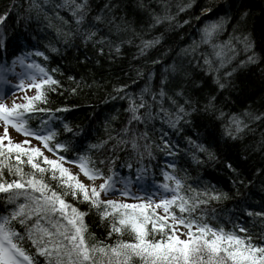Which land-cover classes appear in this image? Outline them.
Instances as JSON below:
<instances>
[{
  "label": "trees",
  "instance_id": "obj_1",
  "mask_svg": "<svg viewBox=\"0 0 264 264\" xmlns=\"http://www.w3.org/2000/svg\"><path fill=\"white\" fill-rule=\"evenodd\" d=\"M38 2L43 4V0ZM190 2L191 8L179 10ZM60 3L63 0H48L42 11H29L30 0H0V15L7 14L0 26L6 44V49L0 48V63L7 58L11 66V61L24 53L44 54L32 55L26 63L34 60L60 82L55 92H48V102L41 107L51 110L57 118L52 120V126L60 133L57 139L72 148L61 154L74 159L87 153L105 175L115 173L118 181L127 178L130 186L138 182L144 193H152L154 187L163 183V172H173L168 165L175 164L174 174L185 181L186 192L190 185L197 191L214 189L227 193V199L213 200L203 209L208 222L223 225L226 230L240 224L254 243H264V216L248 215L264 212V1L89 0V14L82 25L75 23L70 10L56 9ZM206 8L211 11L202 15ZM245 12L247 16L241 19ZM165 14L173 19L156 24L155 17ZM96 16L102 19L96 21ZM220 17L227 21L221 40H227L235 27L234 34L247 35L252 47L245 52L243 45L238 44V55L230 64L219 72H209L202 57L208 49L201 46L193 53L192 46L194 41L199 43L200 29ZM88 30L97 34L94 40L85 42L82 34ZM157 39L158 43L141 54L145 41ZM117 46L119 52L115 51ZM250 55H255L256 61L242 65ZM162 80L166 81L167 96L176 100L175 105L168 99L163 101L170 116L157 105L154 119L132 125L148 137L138 141V151H133L131 144L117 145L115 139L109 140V136H117L128 119L124 111L127 102L113 99L114 89L128 85L129 92L139 93L147 85L158 93ZM178 92L182 95L177 96ZM147 98L151 100V96ZM210 100L212 107L208 108ZM179 106L187 115L181 114L173 127L170 120H176ZM221 112L225 114L223 118ZM233 115L243 121L241 131L237 133L233 128V136H227L225 126ZM42 119L48 120L49 114L36 113L29 119V126L39 128ZM64 124L72 133L63 130ZM104 141L108 143L102 148L89 147ZM197 145H203L207 152L199 151ZM138 169L142 170L140 179ZM30 170L24 165L25 172ZM13 178L5 171V180L11 182ZM52 184L55 187V182ZM67 200L89 212L85 222L90 244L116 242V234L108 237L107 220L102 221L86 204L70 196ZM10 210L5 195L0 193V214ZM17 230L23 231L19 225ZM122 239L130 241L132 237L126 232ZM24 246L29 255H35L30 244ZM36 260L45 264L43 257ZM133 264L141 261L135 259Z\"/></svg>",
  "mask_w": 264,
  "mask_h": 264
},
{
  "label": "snow or ice",
  "instance_id": "obj_2",
  "mask_svg": "<svg viewBox=\"0 0 264 264\" xmlns=\"http://www.w3.org/2000/svg\"><path fill=\"white\" fill-rule=\"evenodd\" d=\"M47 4L48 0H43V4L38 0H30L28 10L42 11ZM191 7L190 2L179 10L183 12ZM55 8L70 10L75 23L82 25L89 14V0H63V3L55 5ZM210 11L211 9L206 8L202 15ZM244 16H247L246 12L241 19ZM6 19L7 14L0 15V26ZM94 19L100 21L102 18L96 16ZM172 19V16L165 14L156 16L155 22L160 24L164 21L170 22ZM226 23L224 17L207 22L200 29L199 43L193 42V53L201 46L208 49L202 53V57L209 72L213 70L219 72L226 64H230L238 55V44L243 45L245 52L252 47L247 35L234 34L237 30L235 27L227 40H221ZM96 34L88 30L82 35L85 42H88L94 40ZM158 42V39L145 41L141 54ZM0 48L6 49L2 33ZM119 50L117 46L115 51ZM32 55L44 56L42 52L24 53L16 56L11 61V66L7 58L0 63V82L9 84L6 74L19 66L23 69L15 72L19 84L12 87L35 90V95L23 97V103L13 102L9 107L0 102V122L4 126L3 135H0V193L5 195L6 205L11 206L7 214H0V264H38L36 257H43L45 264H133L135 259H139L141 264H264V243H254L245 227L233 224L232 229L226 230L223 225L213 226L208 222L203 209L213 200L227 199V193L214 189L197 191L190 185L186 192L185 181L174 174L175 164L168 165L173 172H163L164 182L156 186L153 195L161 197L158 202L153 200L152 196L137 197L131 193L130 181L127 178L119 181L123 184V188L119 189L121 196L144 202L129 204L101 199L102 194L111 195L117 191L116 174L105 175L104 170L97 167L96 161L87 153L78 154L72 160L61 154L72 151V148L69 143L57 139L60 133L52 126V120L57 118L51 110L41 107L48 102V92H55L60 82L34 60L26 63ZM256 59L255 55H250L241 64L254 63ZM227 75L230 76L231 73ZM25 79L29 81L27 86L24 83ZM216 82L219 83V80ZM165 86L166 81L162 80L158 93L153 92L147 85L139 93L129 92L128 85L115 88L116 96L113 99L127 102L128 106L124 111L128 114V119L126 126L117 136H109V140L115 139L117 145L131 144L132 150L138 151L140 147L138 141L147 140L148 137L146 132L138 133L132 125L154 119L153 111L157 105L161 112L170 116L163 108L164 99L176 104L175 99L167 96ZM219 86L223 88L224 84L221 83ZM4 95L5 92L0 90V101ZM176 95L182 93L178 92ZM148 96H151V100L147 98ZM206 107H212L211 100ZM36 113H48L49 119H42L39 128H32L28 121ZM181 114L187 115L183 106H179L176 120H170L171 126L175 127L176 121L182 118ZM224 115L221 112L220 118ZM228 121L225 135L233 136V128L237 133L241 131L243 121L238 117L233 115ZM9 127L25 137L35 139L41 147L33 146L27 138L19 143L13 142L9 136ZM63 130L67 133L73 131L67 124H64ZM5 140L7 144L4 143ZM106 143L108 141L89 147L98 149ZM144 147L147 149V144ZM197 148L201 152H207L203 145H197ZM42 149L52 153L55 158H49ZM165 149H168L167 144ZM168 154L173 153L169 150ZM209 156L211 157V153ZM66 163L76 165L79 173H73L70 168L65 167ZM24 165L29 166L31 170L25 172ZM228 167L231 168V165ZM5 171L14 177L11 182L4 179ZM108 171L112 172V169L109 168ZM137 171V178L140 179L139 173L142 170ZM80 175L93 183L85 184ZM97 179L103 181L98 188L94 183ZM52 182H55V187ZM69 196L78 203L86 204L89 211L94 209L102 221L109 222L108 237L111 238L113 234L118 237L114 244H105L103 241L94 244L88 242V225L85 217L89 212L81 211L69 203L67 200ZM159 209L163 210L162 215L157 211ZM197 212L201 214L197 215ZM248 215L264 216V212H248ZM17 225L23 229L22 232L17 230ZM126 232L132 237L130 241L122 239ZM182 236L186 238L182 239ZM92 238L95 239L94 236ZM26 243L35 250L34 256L29 255L24 246Z\"/></svg>",
  "mask_w": 264,
  "mask_h": 264
},
{
  "label": "rangeland",
  "instance_id": "obj_3",
  "mask_svg": "<svg viewBox=\"0 0 264 264\" xmlns=\"http://www.w3.org/2000/svg\"><path fill=\"white\" fill-rule=\"evenodd\" d=\"M20 71H23V69L20 68L19 72ZM6 76L8 77L10 83L9 84H4V83L0 82V90L5 92V95L3 96V100L0 101V102L4 103L6 105H8V103L10 102V106L9 107H11L12 102L23 103L24 102L23 97L26 95L27 87H25L23 90L12 87L13 85L19 84V82L16 81L17 83H13V81L15 80L14 79L15 77H12L13 76L12 72H8ZM24 83H25V86H27L29 81L27 79H25ZM32 95H35V90L34 89L30 90V93L27 96H32ZM10 100H12V102ZM3 132H4V126H3V123L0 122V135H3ZM8 132H9V136L11 137L12 141L15 142V143L22 142L23 140H25L27 138V139H29L31 141V144L33 146L41 147V145H40V143L38 141H36L35 139H33L31 137H25L24 135H22L20 133H17L11 127H9ZM5 142H7V141H5ZM44 154L47 155V156H50L46 152ZM80 179H81V176H80ZM81 180L85 184H88V185L93 183V181H89V180L86 181V180H83V179H81ZM102 182L103 181L96 180L94 183H95V185L98 188L99 184L102 183ZM135 196H137V195H135ZM137 197H141V196H137ZM110 198H113V199L118 200V201L123 202V203H129V204L140 203V201H141V200L133 199L132 197H129V198L121 197V194L117 193V192H115V194H111V195H103L102 194V196H101V199H105V200L110 199ZM182 231H183V229H182ZM181 238L185 239L186 237L182 236Z\"/></svg>",
  "mask_w": 264,
  "mask_h": 264
},
{
  "label": "water",
  "instance_id": "obj_4",
  "mask_svg": "<svg viewBox=\"0 0 264 264\" xmlns=\"http://www.w3.org/2000/svg\"><path fill=\"white\" fill-rule=\"evenodd\" d=\"M264 1V0H263Z\"/></svg>",
  "mask_w": 264,
  "mask_h": 264
}]
</instances>
